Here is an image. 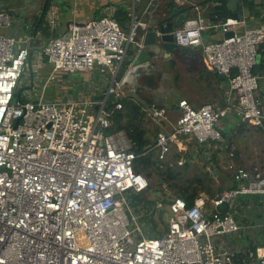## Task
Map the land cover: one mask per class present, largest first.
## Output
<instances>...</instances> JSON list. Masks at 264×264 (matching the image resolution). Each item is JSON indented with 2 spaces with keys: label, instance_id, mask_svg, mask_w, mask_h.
<instances>
[{
  "label": "built area",
  "instance_id": "built-area-1",
  "mask_svg": "<svg viewBox=\"0 0 264 264\" xmlns=\"http://www.w3.org/2000/svg\"><path fill=\"white\" fill-rule=\"evenodd\" d=\"M154 2L149 1L143 18ZM10 19L0 5V264H264L262 240L256 246L251 237L248 249L224 240L246 229L235 215L253 206L239 198L264 197V168L255 173L237 166L221 128V119L230 113L264 138L262 79L255 73L264 26L249 28L244 18H228L217 27L233 36L220 42L203 41L199 18L186 19L173 32L178 47L199 49L205 66L227 79L232 100L221 111L178 101L172 131L156 135L157 159L168 162L178 146L181 156L175 164L181 167L194 159L198 147L208 152L222 145L237 185L211 199L199 195L191 207L172 200L166 232L148 237L136 225L129 199L146 190L149 181L134 171L138 156L127 134L106 132L114 112L122 110L121 80L112 79L99 100L14 98L31 48L28 40L20 45L1 32ZM141 23L132 15L127 33L109 16L73 23L63 36L51 38L41 55L53 73L113 67L117 74ZM111 95L114 102L108 101ZM142 111L157 124L167 119L166 111L152 104Z\"/></svg>",
  "mask_w": 264,
  "mask_h": 264
},
{
  "label": "crops",
  "instance_id": "crops-1",
  "mask_svg": "<svg viewBox=\"0 0 264 264\" xmlns=\"http://www.w3.org/2000/svg\"><path fill=\"white\" fill-rule=\"evenodd\" d=\"M30 0H0V5L3 9L10 13V25L1 30L4 35L14 36L20 45L23 44L24 40L30 42L31 51L33 56L31 59V72L26 67V71H29V76L26 78L25 90L27 91L26 99H34L38 96H43L46 100L55 101L58 99H69L72 100L71 93L66 91V85H62L58 79H69L63 80L65 84L70 82L75 84L76 81L72 79H85L83 84H77L80 88L79 97L76 99H93L99 100L98 97L102 96L110 85L112 79H120L123 89L125 84L129 85L130 91L135 92L136 87L142 84L146 89L148 87L149 79H156L155 88L158 89L159 95H157V106L160 109L166 111V121H160L159 127L160 132H170L179 116V110L176 107L178 101L185 100L193 108L198 109L202 106L213 105L218 110H223L227 106V101H231L228 98L229 83L227 79L217 75L213 71L209 70L202 60L201 51L199 49L182 48L178 47L173 51L169 58L166 60L168 68L164 66V61H159L155 71L141 74L136 78L129 77L126 71L129 67L127 54L124 63L120 67L119 72L115 73V68L106 69L105 72H100L95 69L88 73H76V74H64V73H53L51 66L47 63L46 59L41 55V51L46 43L53 37L63 36L71 24H82L92 19H99L105 16L113 17L121 26L126 30L134 15L135 20L142 22V14L147 7L150 0H57L56 2L50 1L47 6V13L42 19L41 23H37L36 17L34 20H30L34 17L35 13H38L43 6L44 0L36 1L35 7L31 9L29 7ZM210 1L203 9L202 0H155L149 13L154 12L153 16L162 14L167 9L166 5L173 4L176 8H186L185 15L187 19L199 18L204 24V31L202 32V39L204 42H220L223 40V33L217 26L222 23L220 20H215L212 9L214 4ZM255 4H262L261 9L262 16L264 17V0H254ZM232 4L228 1V11H233ZM200 10V11H199ZM197 12V16L193 17V13ZM148 13V14H149ZM147 14V15H148ZM146 15V16H147ZM211 19H214L211 20ZM228 19V18H227ZM31 26L30 31H27L26 27ZM248 26V25H247ZM249 27V26H248ZM243 27H237V30H242ZM261 61L259 63V69ZM27 71V72H28ZM259 71V70H258ZM155 72V73H154ZM260 79V90L259 95L264 103V71L258 74ZM24 77V74L22 78ZM21 78V79H22ZM48 79H54L49 81ZM95 79H103L104 82L100 84ZM107 79V80H106ZM125 79H133L131 82H125ZM147 80V81H146ZM174 82L169 84V81ZM77 83V82H76ZM164 85V86H163ZM163 86V87H162ZM82 91V92H81ZM18 96H20L18 94ZM153 105V103H152ZM175 116V117H174ZM249 125L246 123H240V121L233 115L227 114L221 119V128L225 144L232 148L234 152V161L237 166L248 170L249 172H257L264 168L259 166L251 165V161H245L239 152H241L238 145L235 144V139L232 134L237 132L241 135L244 133V142L250 144L249 136L246 137L245 128ZM236 129V130H235ZM248 129L255 131L254 133L259 134L263 139L262 133L259 129L250 126ZM248 132V131H247ZM250 135V132L247 134ZM241 145V143H239ZM258 145V142H256ZM261 146L262 143H260ZM264 147V146H263ZM231 148L228 151H231ZM254 148L255 149H260ZM264 149V148H263ZM192 144L188 146L187 155L189 151H192ZM248 150V155L251 156L252 152ZM223 151V152H222ZM200 155L204 158L214 155L219 161H224L222 158L225 152V163H227V152L222 150V145L212 149V151L206 152L200 151ZM242 152H245L242 150ZM206 156H205V155ZM189 157V156H187ZM206 159V158H205ZM235 182L231 179V184ZM231 188V187H230ZM228 188V189H230ZM226 189V190H228ZM244 210V209H243ZM259 209L254 207L247 211L246 214L238 213L235 215L237 221L246 227L245 230L238 232L233 235V238L228 242L234 247L244 248L245 241L251 235H262L264 241V230L261 225L264 222L263 212H259ZM247 236L245 241H236L239 236ZM243 256L241 259L243 260Z\"/></svg>",
  "mask_w": 264,
  "mask_h": 264
},
{
  "label": "trees",
  "instance_id": "trees-1",
  "mask_svg": "<svg viewBox=\"0 0 264 264\" xmlns=\"http://www.w3.org/2000/svg\"><path fill=\"white\" fill-rule=\"evenodd\" d=\"M212 3L214 4L212 13L216 18L215 20L224 22L228 18V0H213ZM202 5H204V3H202ZM166 6V8L170 10L174 5L168 3ZM262 8L263 5L255 4L254 0H238L236 3L238 15L241 19L244 18L246 20L249 28L264 26V17L261 12ZM211 20L214 21V19ZM259 55L261 66L257 74L264 71V43L259 47ZM14 98H16V96ZM119 102L122 104V110L114 112L111 117V127L106 132L113 133L124 131L127 134L133 144V151L138 156L134 164V171L142 174L149 181V187L146 190L131 195L129 201L130 204L135 207V210L140 208H146L148 211L153 210V207H155V201L147 200L145 196L148 193L150 196L153 194L159 196L161 191L163 192L161 189L162 185H166L169 193H171V195L161 201L163 205H168L172 200L179 198L186 203L187 207H191L195 199L201 194L208 196L209 199H211L217 194L222 193L221 190H218L217 193L213 191L210 184L211 181L208 177H205L207 174H204L203 177L196 176L194 179H187L186 173L189 170L192 160L190 157H187L188 165L181 167H178L175 164L181 154H177L172 161H159L157 159L156 150L154 149L155 140L154 142H149L146 139L147 131L142 125V119L146 116V113L141 111L143 107L132 101H128L127 99H120ZM147 105L149 106L151 104L147 103ZM148 106H146V108ZM202 151H204V148H202ZM214 157L215 156L212 155L210 161H212ZM210 163H213V161ZM160 166L162 167L160 168ZM236 185L237 184L234 183L231 188H235ZM163 195H165L164 192ZM239 201L243 205L251 203L252 206L259 209V212H263L264 197L262 196H241ZM139 204H142L140 208L138 207ZM159 219L162 222L160 225L164 224V221L161 219L160 211ZM149 226L151 232L145 234L148 237L162 236L167 230L166 228L162 232L156 231L157 222H155L152 217L149 219Z\"/></svg>",
  "mask_w": 264,
  "mask_h": 264
},
{
  "label": "rangeland",
  "instance_id": "rangeland-1",
  "mask_svg": "<svg viewBox=\"0 0 264 264\" xmlns=\"http://www.w3.org/2000/svg\"><path fill=\"white\" fill-rule=\"evenodd\" d=\"M156 70V69H155ZM28 71V70H27ZM25 69L24 72V77L22 79H20L19 84L17 89L15 90V95L17 98V95L19 94L20 98L22 100H26V96H27V91L25 90V82L26 79L30 74L29 71L27 72ZM155 73V72H154ZM63 80H69V79H63ZM61 79H58V81L62 84V85H66V91L71 93L72 96V100H76L79 97V92H80V88L77 84H83L85 79H72L73 81H76L75 84L73 85L72 82H70L72 85L70 84H65ZM107 80V79H106ZM71 81V80H69ZM95 81H97V83H101L104 82L103 79H95ZM147 81V80H146ZM174 81L171 80V82L169 81V84L173 83ZM155 83H156V79H149V85L146 89L140 88V87H144L141 85H139V88L136 87L137 90H135L134 93H132L130 91L131 88H129L128 84H125L123 89H120V93L118 94V98L119 99H127L128 101H132L136 104H139L140 106H142L144 109L146 108L147 103H150L154 105V103L156 105H158L157 103V95H159V91L158 89L155 88ZM164 86V85H163ZM162 86V87H163ZM82 92V91H81ZM111 106V105H110ZM86 110V109H85ZM142 111V110H141ZM175 117V116H174ZM142 125L145 128V130L147 131L146 133V139L149 142H154L156 134L161 130V128L159 127V124H157L154 120H152L146 113V116L143 117L142 119ZM250 126L245 128L247 129V131H245V135L246 137L249 136V140H250V144L245 143L244 141V133H242L241 135L237 132V130L235 131L234 134H232V137H234L235 139V144L238 145V147L240 148L241 152H239V154H241L244 158L246 157L245 161H249V158L251 161V165L254 166H259L260 168H262V166L264 165V141L263 139L260 137L259 134H255L252 129H248ZM250 132V135H247ZM256 142H258V145H256ZM241 143V145L239 144ZM260 143H262L263 146L260 145ZM190 144H188L189 146ZM259 148L260 149H255L253 151L254 148ZM202 148H204V150H206V146H200L198 147V150L202 151ZM225 148L222 147V150H224ZM250 149L252 154L251 156H249L248 150ZM242 150H244L245 152H242ZM155 151V150H154ZM179 147L178 146H173L172 151L170 153V157L168 159L169 160H173V158L179 154ZM225 151V150H224ZM223 152V151H222ZM225 152L222 155V158L224 159V161H219L218 159L214 158L212 161L213 163H210L212 161H210L211 159H205L200 155V152H197L194 154V159L191 160L190 163V167L189 170L186 173V177L187 179H194L196 176H204V174H207L208 179L211 181L210 184L213 188V191H215L216 193L218 192V190H221L222 192L225 191L226 189L230 188L232 186L231 184V172L227 170L226 167V163H225ZM186 158V155H185ZM234 162V160H233ZM256 166V167H257ZM148 180V179H147ZM161 189L163 190V192L165 193V195H163V192L161 191V194L158 196L156 194H153L152 196L148 194H146V199L148 200H152L155 201V207H153V210L148 211L146 208H140L142 206V204H139L138 207L140 209L136 210L135 214H132L134 216L135 219V223L136 225L140 228L142 234H149L151 232L150 230V226H149V219L152 217V219L157 222V228L156 231H160L162 232L164 229H166L168 227L169 224V220L171 217V213L168 209V205H163L161 203V201L163 199H165L167 196L171 195V193H169L166 185H162ZM202 195V194H201ZM218 195V194H217ZM207 198H209L208 196H206ZM131 198V197H130ZM130 200V199H129ZM136 207V208H138ZM131 209V207H130ZM132 213H133V209ZM159 211L161 212V219L164 221V224L160 225V223H162L159 219ZM128 217L130 218V216L128 215ZM240 238H238L236 241H245L247 239V236L243 235V236H239ZM251 237L254 239L256 246L257 244H261L262 242H264L262 239V235H251ZM251 237H249L248 241H245V248L248 249L250 248L251 243ZM231 238H233V235H230L226 238H224L225 241H229L231 240ZM81 240V238H80ZM260 242V243H259ZM82 245L84 244V241L82 243ZM254 249V248H253Z\"/></svg>",
  "mask_w": 264,
  "mask_h": 264
},
{
  "label": "water",
  "instance_id": "water-1",
  "mask_svg": "<svg viewBox=\"0 0 264 264\" xmlns=\"http://www.w3.org/2000/svg\"><path fill=\"white\" fill-rule=\"evenodd\" d=\"M36 1L39 0H30L29 7L33 9L35 7ZM56 2L57 0H44L43 6L41 7L38 13H35L34 17L30 20H34L36 17L37 23H41L45 14L47 13L48 3ZM212 0H202L204 7ZM232 6L233 11L228 12L229 19L238 20L240 16L237 13L236 3L238 0H228ZM200 11V10H199ZM186 8H176L173 7L170 10L165 11L162 14L153 16L154 12H150L140 24L137 31V38L134 43H131L128 48V63L129 67L126 71V74L129 77L136 78L141 74H146L150 71H155L156 66L159 61H164V66L167 69L168 64L166 60L169 58L170 54L175 51L178 46L176 45L173 32L180 27L183 22L187 19ZM197 12L193 13V17L197 16ZM27 31H30L31 26L26 27ZM127 33L128 30H125ZM233 36L232 31H228L223 34V39H228ZM33 56V51H30L27 58L28 70L31 72V59ZM260 63V55L257 57V64L255 66V73H258ZM133 79H125V82H131ZM99 99L102 96L98 97ZM109 102L115 101V95H111L108 98ZM186 163L185 166H187Z\"/></svg>",
  "mask_w": 264,
  "mask_h": 264
}]
</instances>
